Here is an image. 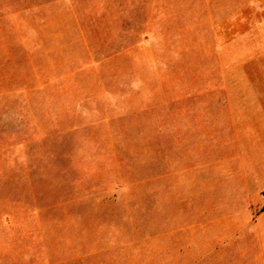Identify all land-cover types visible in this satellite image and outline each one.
Masks as SVG:
<instances>
[{"label":"rangeland","instance_id":"obj_1","mask_svg":"<svg viewBox=\"0 0 264 264\" xmlns=\"http://www.w3.org/2000/svg\"><path fill=\"white\" fill-rule=\"evenodd\" d=\"M262 93L264 0H0V264H264Z\"/></svg>","mask_w":264,"mask_h":264},{"label":"crops","instance_id":"obj_2","mask_svg":"<svg viewBox=\"0 0 264 264\" xmlns=\"http://www.w3.org/2000/svg\"><path fill=\"white\" fill-rule=\"evenodd\" d=\"M243 105L237 110L233 122L239 127V137L244 140L243 147L248 149L257 146L260 156L255 157L254 152L246 150L241 165L244 173L257 172L264 176V93Z\"/></svg>","mask_w":264,"mask_h":264}]
</instances>
